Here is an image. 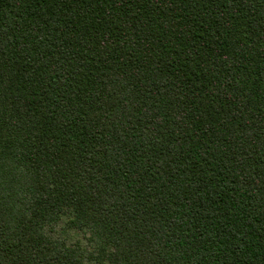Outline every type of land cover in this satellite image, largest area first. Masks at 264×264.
Masks as SVG:
<instances>
[{"label": "trees", "instance_id": "trees-1", "mask_svg": "<svg viewBox=\"0 0 264 264\" xmlns=\"http://www.w3.org/2000/svg\"><path fill=\"white\" fill-rule=\"evenodd\" d=\"M0 264H264V0H0Z\"/></svg>", "mask_w": 264, "mask_h": 264}, {"label": "rangeland", "instance_id": "rangeland-1", "mask_svg": "<svg viewBox=\"0 0 264 264\" xmlns=\"http://www.w3.org/2000/svg\"><path fill=\"white\" fill-rule=\"evenodd\" d=\"M81 238H82V236H81L79 233H77V232H73V233L71 234L69 240H70V241H75L76 239H81Z\"/></svg>", "mask_w": 264, "mask_h": 264}]
</instances>
